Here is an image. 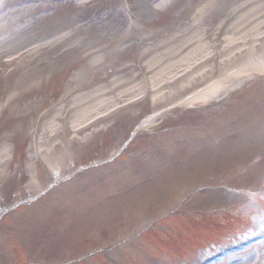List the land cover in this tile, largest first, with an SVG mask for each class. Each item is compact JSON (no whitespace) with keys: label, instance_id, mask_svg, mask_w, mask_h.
<instances>
[{"label":"rangeland","instance_id":"rangeland-1","mask_svg":"<svg viewBox=\"0 0 264 264\" xmlns=\"http://www.w3.org/2000/svg\"><path fill=\"white\" fill-rule=\"evenodd\" d=\"M146 1L135 0L138 5L139 23L132 31L133 39L126 42H123V39L127 34L112 23L104 21L98 27L97 24H91L92 20L90 23L81 21V16L87 9L83 10V6L77 5L78 1L74 4L81 8L63 17L59 25L51 29H47V25L44 24L37 31L38 23L35 24V22L45 20L44 18L51 13L52 6L41 14V17L38 16L40 18L28 19L24 29L16 26L7 29L4 34L6 36L11 31H18L19 34L0 48V59L24 55L18 62L4 68V72L0 74V99H4L5 104L9 105L11 112L8 114L12 119L7 142L0 141L1 207L23 197L24 200L32 201L47 187L81 172L83 158L94 156L98 153V148L100 150L104 148L102 154H105L108 148L113 150L116 147L121 148L127 128L124 124L114 130V122L129 119L131 121L126 124L133 126L136 120L131 118V114H137L142 110V108H134L121 114L108 127L106 126L105 129L108 130L104 129L107 132L104 135L98 136L94 133L91 136L81 135L76 138L69 133L60 138L62 133L54 132L56 126L50 129L38 126L39 117L42 116L41 111L43 110L42 113H44L48 110L47 99L42 96L43 91L40 90L41 84L48 83L50 87H56L54 90H57L63 83L62 76L64 81L66 78V84L75 87L82 80L94 76L96 69L113 66L117 68L116 73L119 74L112 75L109 81H104L106 83L101 86H105L108 93L103 96L114 97L117 91H124L126 85L111 89L115 86V82L110 84L111 81L122 73L132 75L135 68L129 61L133 62L136 59L138 61V57L141 59L143 53L149 48L167 40L172 42V39L176 38L174 44L181 45L183 42L188 44L187 48L180 53L182 57L189 51L193 52L195 47L200 45L194 38L201 36L209 47L214 45L215 48L221 49L224 46L223 39L228 35L231 25L240 15L249 10L248 8L235 10L233 11L235 17L229 20L228 15L232 14L231 11L234 10L237 0H169L165 6H160L156 11L149 10ZM253 1L255 0H241V3L250 2L251 4ZM261 2L264 4V0ZM2 9L5 14L12 17L7 2ZM90 14H87L86 18H89ZM43 15L47 16L43 17ZM42 29L47 30L42 32ZM63 29L65 41L61 39L62 36L50 40L61 34ZM257 31L262 33L264 29L257 28ZM230 34L238 37L241 32ZM236 40L240 41V38ZM42 44L48 46L39 49L38 45ZM158 53L161 54V51ZM148 55L149 58L146 57L144 61L149 60L154 53H148ZM102 56L108 60L105 61L104 58L99 60L98 58ZM234 56L235 54L231 58L233 59ZM221 59L223 56H219V61ZM1 64H3L2 61H0V69H3ZM86 69V75H84L83 71ZM224 70L226 74L231 69ZM77 79L80 80L76 82ZM95 89L93 86L88 90L73 89L70 98L56 105V109L65 107L61 115L67 118L66 123L72 120L73 112L75 114L79 110L86 109L94 111L98 99L93 93ZM56 94H52L51 106L61 100L53 99ZM11 97H16L18 100L8 104ZM214 103L216 102L197 106L202 109H211ZM252 104L253 106H246L245 115L240 119L241 124H237L240 126L237 128L240 132L250 135L247 138L250 142L245 141L244 144L248 148L251 147L247 156H243V152L241 154L225 152L226 158L219 162V153L214 161L216 152L208 153L209 149L205 147L207 143L201 140V136L195 135L186 143L180 142L185 140V136L197 132V121H194L197 117L184 118L183 115H179L181 112H177L170 118L172 119L170 123L165 124L164 135L160 132L163 126L152 127L147 133L145 132L148 135L145 140L142 139V135L139 137L141 138L139 147H143L144 151L148 150L153 159L141 169L133 168L135 166L132 164L130 167L133 168V175L125 179L123 186L121 178L110 179L104 186H100L98 192L86 195L81 192L74 194L67 198L65 205L63 204L64 207L62 205L60 209L57 208L49 217H38L31 221L18 216L5 218L2 221L4 225L0 228V237L8 232L11 234L8 235L11 236L9 240H12L14 245L23 243L32 253L36 251L38 255L44 254L45 262L68 264L67 258H63L65 255L84 253L88 249L107 244L108 237H110L109 241L121 240L127 234H135L138 231V223L132 228L125 227L124 219L130 215L129 212L142 210L140 207L147 204H154L147 210L148 215L140 216H149L152 220L161 219L163 222V214L168 209L172 212L173 209L178 210V205H183L180 213L188 212L191 214L189 219L181 217L179 212L176 214L174 212L164 223L168 241L179 242L181 246L174 249L182 248L180 252L173 250V254L167 248L155 247L154 241L145 238L147 240L143 244L138 241L134 246L117 250L115 263L132 264V260L135 259L139 260V264H184L179 260L182 257L186 264H198L204 256L215 250L216 244L220 246L226 242L235 240L240 242L258 236L259 241L251 247L229 254L213 264H264V126H261L264 117V101L258 103L256 100V103ZM152 106L153 103L150 102L148 106H144L143 110L146 111L148 107L151 111ZM207 112L213 118L214 113H211V110ZM186 114L189 113L184 115ZM186 119L192 122H185ZM212 121H208L207 124L210 126ZM247 121L250 124L251 121L258 122L246 127ZM153 131L156 133L151 134ZM55 134L57 136H53ZM114 134H118L116 139ZM240 144L242 145L241 142ZM212 147L214 146L211 145ZM150 148L153 151H150ZM44 155L46 160L43 159ZM243 158L255 159L254 165L247 164L244 165L245 168H241V165L247 161ZM136 165L140 166V161H137ZM138 172L142 175L139 180L136 177ZM13 177L17 178V187L14 189L11 183ZM190 192L193 195L187 196ZM124 193L128 200L130 198L136 200L130 203L120 202L119 199ZM177 195H180L178 200L183 196H187V200L181 201V204H179L180 200L173 201ZM22 201L21 199L18 202ZM208 211L214 213L215 219H218L217 224L220 226H217L219 228L212 235L200 240L204 251L194 253L189 247V243L195 238V233L190 230L193 227L190 225L197 220L207 223ZM12 221L17 223L12 225ZM224 221L226 226L221 227ZM183 237L187 241L181 242ZM94 241L95 243L92 244ZM5 249L6 240L0 238V264L24 262L25 259L10 258ZM127 253L131 255L129 260L126 258ZM18 257H21L19 253Z\"/></svg>","mask_w":264,"mask_h":264},{"label":"bare ground","instance_id":"bare-ground-1","mask_svg":"<svg viewBox=\"0 0 264 264\" xmlns=\"http://www.w3.org/2000/svg\"><path fill=\"white\" fill-rule=\"evenodd\" d=\"M23 9V8H22ZM250 19V17H248V18H244V22H247L248 20ZM231 40H229V42H230ZM261 43H263V42H260V44ZM187 43H184V44H182V45H180V46H177L175 49H173V51H169V55H172V54H176V53H178V52H181V51H183V50H185L186 48H187ZM236 46V45H235ZM235 46H232V47H230L229 48V50L230 49H232V48H234ZM199 49V48H198ZM197 50V49H196ZM260 50H262V46L261 45H257V46H255V47H252V48H250V49H247V50H245V52L242 54V55H244L243 57H245L246 55H248L249 54V52L250 51H252V52H259ZM190 55L191 54H189L188 52L184 55V61H187V60H190L189 59V57H190ZM182 59V60H183ZM202 59V58H201ZM213 59V58H212ZM199 61V60H198ZM197 61V62H198ZM209 61V60H208ZM181 62V61H180ZM158 63H159V61H157L156 62V65H158ZM180 64V63H179ZM195 64V63H194ZM206 64V63H205ZM172 65H178V62H174V63H172V64H170L169 66H168V68L169 69H171L172 68ZM192 66V65H191ZM190 68V67H189ZM180 69V68H179ZM185 70V69H184ZM183 70V71H184ZM164 71H165V69H161L158 73H157V75H159L158 77H155V80H158V83L160 84V82H161V80H163V78H164V75H163V73H164ZM194 71H195V69H192V70H190V71H188L186 74H185V80H183V82H182V84H183V87H186V89L182 92V93H186V92H191V90H193L194 89V87L196 86V84H198V83H201L204 79H206V77H207V75L206 74H203V75H199L197 78H191L192 77V75L194 74ZM181 73V72H180ZM244 74L246 75L247 74V72H246V69H241V71H240V73H239V75H237V76H234V77H225V78H222V79H220L219 81H216V82H214L213 84H212V86H210L212 89L211 90H209V91H207V92H204V91H206V88L204 89V91H202L201 93L199 92V93H195V94H192L191 96H189L188 97V100L189 99H201V100H203V99H205V98H209V97H212V96H216L217 94H220V93H222V92H225L226 91V89H228V88H226L225 87V84L228 82V81H230V80H237L238 79V77H239V79H242L243 77H244ZM161 76H163V77H161ZM165 78H166V76H165ZM170 79H172V77L170 78ZM159 84L156 86V87H159ZM239 85V84H238ZM236 87V86H235ZM204 92V94H203V96H202V93ZM160 93H161V91H160ZM181 93V94H182ZM161 96H162V93H161ZM196 101H198V100H196ZM190 103V102H189ZM194 103V102H193ZM82 116H84V115H86V113H82L81 114ZM54 136H57V134H55Z\"/></svg>","mask_w":264,"mask_h":264}]
</instances>
